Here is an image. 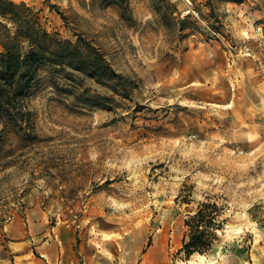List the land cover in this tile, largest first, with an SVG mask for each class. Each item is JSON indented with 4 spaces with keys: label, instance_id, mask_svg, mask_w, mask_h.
<instances>
[{
    "label": "rangeland",
    "instance_id": "374dc122",
    "mask_svg": "<svg viewBox=\"0 0 264 264\" xmlns=\"http://www.w3.org/2000/svg\"><path fill=\"white\" fill-rule=\"evenodd\" d=\"M11 1L133 86L116 95L47 69L29 128L0 123V264L52 262L29 230L69 238L68 264H264V85L250 93L234 75L264 54V0H169V26L149 0ZM202 202L220 208L221 227L185 258L184 221ZM15 222L25 238L8 236Z\"/></svg>",
    "mask_w": 264,
    "mask_h": 264
},
{
    "label": "trees",
    "instance_id": "16d2710c",
    "mask_svg": "<svg viewBox=\"0 0 264 264\" xmlns=\"http://www.w3.org/2000/svg\"><path fill=\"white\" fill-rule=\"evenodd\" d=\"M106 5L123 0H103ZM165 26L175 18L169 13V0H149ZM62 19L57 6L51 5ZM0 123L2 132H23L29 128L27 100L38 86L43 71L79 72L107 87L116 95H127L131 82L117 73L102 53L79 37L75 42L48 32L38 11L24 3L0 0ZM220 208L202 202L194 214L184 221L185 232L177 254L185 258L207 253L220 229Z\"/></svg>",
    "mask_w": 264,
    "mask_h": 264
},
{
    "label": "crops",
    "instance_id": "0c3cea01",
    "mask_svg": "<svg viewBox=\"0 0 264 264\" xmlns=\"http://www.w3.org/2000/svg\"><path fill=\"white\" fill-rule=\"evenodd\" d=\"M257 54H259L260 56H257L256 59H260V61H259V63H256V61L253 62L252 66L254 67V71L252 68V70H249V73L245 72V74H243L238 69L234 70V75H236V79L238 80V82H239V79L241 80V78H242L241 75H244L246 77V83L249 84L250 93H252L253 91L254 92L259 91L258 86L259 87L262 86V84H260V82L263 83V85H264V54L261 51L257 52ZM182 64L184 66V59H182ZM205 77H206V74L201 75L200 78L203 81H200V82L196 81V82H193V84H197V83L204 84V82H205L204 78ZM239 77H241V78H239ZM182 89H184V86L182 87ZM262 91H264V89ZM261 98H262V100H264V97H261ZM243 109H246L251 115H259L258 113H255L254 109L249 107V106H246ZM7 226H8V234H9L8 236L10 238L19 240V239L26 237L27 231L24 229V227L22 226V224L20 222H15V223L9 224ZM61 233L62 232H60V234H59V236H60L59 239H57L56 236L53 235L54 241L49 242L46 239L45 231L44 232L42 230L39 232H32L31 230L28 231V235L31 237L30 240H32L33 238L39 239L40 243L38 244L37 248L44 250V252L50 257V259L52 261L51 263H53V264H68L69 261L66 258L65 259L63 258L62 251L64 250L66 252V254H68V248L70 246V243L68 244L66 242L69 240V238L65 237V239H63L64 237L61 235ZM30 240H29V242H30ZM16 243H22V242L19 241ZM41 256H42V259H38V261H31V262L33 264H51L44 255L41 254ZM20 264H28V263L20 260Z\"/></svg>",
    "mask_w": 264,
    "mask_h": 264
}]
</instances>
